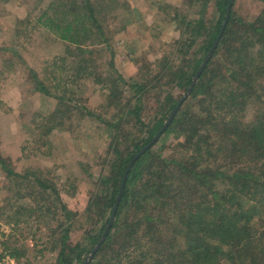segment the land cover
<instances>
[{
    "label": "trees",
    "instance_id": "16d2710c",
    "mask_svg": "<svg viewBox=\"0 0 264 264\" xmlns=\"http://www.w3.org/2000/svg\"><path fill=\"white\" fill-rule=\"evenodd\" d=\"M214 1L215 12L206 19L209 0H186L198 9L172 16L179 36L169 52L156 69L144 64L130 80L117 69L109 44L110 35L127 29L115 20L130 9L128 0H52L36 16L34 28L59 52L42 70L28 69L30 93L55 100L36 121L30 143L51 154L54 133L65 131L76 140L88 123L109 136L98 173L80 161V171L63 164L65 177L50 176L49 166L17 171L0 152L7 181L0 216L13 229L36 223V233L56 253L55 264H82L102 239L88 264H264V88L257 90L249 70L264 58L248 48V42L264 45V0H253L260 6L253 20L238 13L243 0ZM19 46L31 51L30 45L0 46L3 67L15 74ZM105 46L111 57L99 62ZM220 63L229 66L224 71ZM86 77L103 95L97 107L77 94ZM80 180L91 184L82 212L64 199V192L79 194ZM83 214L92 215L90 228L84 241L73 243ZM14 241L0 243V261L26 252Z\"/></svg>",
    "mask_w": 264,
    "mask_h": 264
},
{
    "label": "rangeland",
    "instance_id": "374dc122",
    "mask_svg": "<svg viewBox=\"0 0 264 264\" xmlns=\"http://www.w3.org/2000/svg\"><path fill=\"white\" fill-rule=\"evenodd\" d=\"M50 1L52 0H0V46L6 44L13 48L15 44H23L26 47L30 45L32 51L22 50V47L19 46L22 52H17V56L13 57L15 65L19 69L16 72L18 74L3 67L4 63L0 57V68L3 67L2 71H4L3 74H0V152L17 171H23L26 165L34 168L49 166V169L51 168L50 176L63 174L65 177L69 170L68 166L74 171H80L76 163L80 161L87 165L86 168L91 165L92 172L98 173L100 170L99 156L103 154L109 136L106 130L100 128L96 123H88L81 127L76 140L70 138L65 131L54 133L52 138L55 148L52 149L51 154H48V147L38 151L36 149L39 146L36 148L37 145L29 141V139L35 138L36 121L50 113L55 106L53 98L39 93H30L33 80L29 77L28 71L31 67L38 71L42 70L45 61L52 60L53 55L59 52L57 44L45 39L40 33L39 27H36L38 29L34 28L36 16ZM108 1L95 0V3L99 5ZM128 3L130 9L123 11L122 16L120 15L119 19L115 20L119 27L121 24H127V29L122 32H114L109 36L115 65L126 80L137 77L140 67L144 64H150L153 69H156L157 60L163 57L164 52H169L170 45L179 36L177 24L172 19L174 14L179 12L182 15H192L190 12L193 9H198L197 6V8L191 6L190 9L186 0H128ZM167 4L173 5L177 9L166 8ZM259 8L260 6L253 0H243L237 10L243 18L253 20ZM214 12L215 1L209 0L206 19L213 16ZM17 28L20 29L18 34L15 30ZM13 36H15L14 39ZM104 45L107 46V44ZM248 48L249 50L253 49L255 56L259 54L264 58V45L260 43L252 45L248 42ZM111 52L107 48L106 51H101L99 62L108 61ZM1 54L2 51H0V56ZM21 59H23L22 63H20ZM220 65L223 66L221 68L224 71L229 66L228 63H220ZM249 70L250 76L255 79L254 84L257 90L261 88V85L264 88V59L260 60L258 69L251 66ZM80 82L76 89L78 96L84 98L86 103L92 107H97L102 103L103 95L93 78L86 77ZM28 89L29 91H27ZM182 94V89L177 90V96ZM25 95H27L26 98ZM156 101L157 96L155 92H152L150 106L155 107ZM150 113V111H146L143 117H149ZM252 115L247 112L246 119L251 118ZM171 141V139L166 141L167 148ZM28 144L30 148L27 147L29 150L25 153L23 147ZM210 162L212 163V161ZM63 164H67V168ZM55 180L57 181L56 178ZM57 183L61 185L60 181ZM78 183L79 194L72 196V194L64 192V199L71 209L82 212L88 202L86 191L91 184L88 181L83 182V180ZM5 185H7L5 175L0 171V207L3 205ZM62 187L65 189L64 184ZM70 191L73 193L71 186ZM91 217L92 215L83 214L76 222L71 233L73 243L84 241L85 231L90 228ZM35 233L36 223L29 222L27 227L21 223L18 229H13L6 225L4 218L0 216V243L9 241L8 245H11L10 243L16 240L14 242L18 249H26L23 256L18 259L6 254L0 264H55L56 253L50 251L49 242L43 235ZM40 250L42 253L39 252ZM1 251L0 249V253H2Z\"/></svg>",
    "mask_w": 264,
    "mask_h": 264
},
{
    "label": "water",
    "instance_id": "95a60500",
    "mask_svg": "<svg viewBox=\"0 0 264 264\" xmlns=\"http://www.w3.org/2000/svg\"><path fill=\"white\" fill-rule=\"evenodd\" d=\"M232 2H233V0L231 1V3H232ZM229 12H230V8H229ZM229 12L227 13V16H226V17H227V20H228V17H229ZM227 20L225 21V24H226ZM225 24H224V26H225ZM224 26H223V28H224ZM223 28H222V31H223ZM222 31H221V32H222ZM221 34H222V33L219 34V37L221 36ZM219 37L216 39L215 43L218 41ZM170 119H171V117L169 118V120H170ZM143 150H144V149H143ZM138 156H139V155H138ZM132 162H133V161H132ZM129 169H130V167H128V169H127V171L125 172V175H124V177H123V182H122V184H121V188H120V194H119V196H118V199H117V202H116V204H115L114 211H113V214H112V217H111V221H110L111 223H112V221H113V219H114L115 212H116V209H117V206H118V203H119V199H120L121 194H122L123 189H124V182H125V180H126L127 172H128ZM111 223H110V224H111ZM109 229H110V225L107 227L106 232H105V235H106V233L109 231ZM105 235H104V236H105ZM102 240H103V239H102ZM102 240L96 245L94 251L90 253V255L85 259V261H83L82 264H88V262L92 259V257L94 256L95 252L97 251V249L99 248L100 244L102 243Z\"/></svg>",
    "mask_w": 264,
    "mask_h": 264
}]
</instances>
